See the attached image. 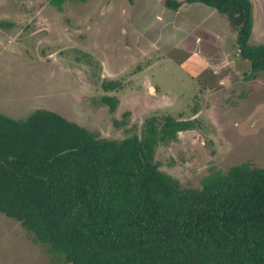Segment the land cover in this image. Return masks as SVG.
<instances>
[{
    "label": "rangeland",
    "instance_id": "obj_1",
    "mask_svg": "<svg viewBox=\"0 0 264 264\" xmlns=\"http://www.w3.org/2000/svg\"><path fill=\"white\" fill-rule=\"evenodd\" d=\"M165 0H0V113L57 112L121 139L171 115L193 128L159 143L160 169L199 187L211 169L264 166V71L252 79L227 18L201 3ZM249 43L264 42V0H250ZM116 80L120 88L104 91ZM114 95L113 112L101 101ZM125 110L127 124L117 128ZM0 264H67L0 213Z\"/></svg>",
    "mask_w": 264,
    "mask_h": 264
},
{
    "label": "trees",
    "instance_id": "obj_2",
    "mask_svg": "<svg viewBox=\"0 0 264 264\" xmlns=\"http://www.w3.org/2000/svg\"><path fill=\"white\" fill-rule=\"evenodd\" d=\"M48 1L60 9L66 0ZM183 3L227 18L249 62L245 79L264 71V42L249 43L250 0L164 1L171 10ZM101 101L113 112L118 99ZM192 128V120L151 116L140 133L117 139L50 109L18 119L0 113V213L67 264H264V166L211 169L199 187L160 169L156 146Z\"/></svg>",
    "mask_w": 264,
    "mask_h": 264
}]
</instances>
